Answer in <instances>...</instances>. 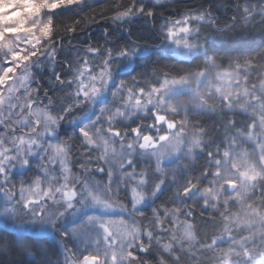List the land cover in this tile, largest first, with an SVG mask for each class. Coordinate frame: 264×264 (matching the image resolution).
Returning a JSON list of instances; mask_svg holds the SVG:
<instances>
[{
	"label": "snow or ice",
	"instance_id": "snow-or-ice-1",
	"mask_svg": "<svg viewBox=\"0 0 264 264\" xmlns=\"http://www.w3.org/2000/svg\"><path fill=\"white\" fill-rule=\"evenodd\" d=\"M88 4L0 0V218L18 233L0 234V264H52L57 241L62 264H264V45L225 66L210 42L237 28L264 36V0ZM70 8L78 18L54 15ZM135 18L150 26L146 37L133 38ZM101 21L127 37L105 29L103 43L61 58L66 38ZM163 52L190 64L159 67ZM37 69L50 70L57 91ZM189 202L201 219L210 210L205 223L219 221L211 237L198 240ZM32 224L54 239L27 235Z\"/></svg>",
	"mask_w": 264,
	"mask_h": 264
},
{
	"label": "trees",
	"instance_id": "trees-1",
	"mask_svg": "<svg viewBox=\"0 0 264 264\" xmlns=\"http://www.w3.org/2000/svg\"><path fill=\"white\" fill-rule=\"evenodd\" d=\"M103 3V1H102ZM88 7H93V6H89ZM86 10V9H84ZM224 10H217L216 11V15L220 16L221 18L225 17L226 14H231L230 11H227L226 14L223 13ZM81 13L76 11L75 8H70V9H62V10H58L56 13H54V15L56 16V18L58 20H60L61 22L63 21H70L73 18H78L79 15ZM108 14H111L110 12ZM111 22H104L101 21L99 24H93L91 25L88 29H86L84 32H80L78 34H76L73 37H68L65 40V46L61 49L60 55L61 58H70L72 57L74 51H75V46L78 44H82L88 41H99L101 43H103V40L105 39V37L103 36V33L105 31V29H109L108 26H110ZM216 36V38H215ZM211 40H214V51H213V55H215L218 58V63L223 64L225 66H227V64L229 63L230 60L232 61H240L241 63L247 59L250 58L252 56H256L257 53L260 51V48L262 45H264V36L261 35V33L259 32V30H251L250 28L248 30H243L241 28H237L235 31L233 32H228L225 33L224 35H215ZM71 40V44H68L67 41ZM154 58H158L159 60V67H188L190 62L189 61H184L181 59H178V57L170 55V54H166L165 52L163 53H157V56ZM220 58V59H219ZM6 62V61H5ZM4 62V66H6ZM10 66V65H9ZM133 68H135V65H131L127 71L128 72H132ZM138 70V69H137ZM38 72V77H39V83L40 85L44 88L47 89L48 87H52L53 91H57V89L55 88L56 86L54 84H51L48 76L51 75L50 70L45 69L44 71H40V70H34ZM121 75H124L123 73ZM251 78H254L255 80H259L260 77L258 75H253ZM84 113H81L79 111H77L75 113V115L77 116H82ZM87 114V112H86ZM216 119V114L214 113H207L206 116L203 118V120L201 122H206L209 126H211L213 124V121ZM65 123V122H64ZM217 127H219V125H216ZM64 127H62L61 130V135L63 136V138H66V134H64ZM80 156V153L73 157V159L75 161L78 160ZM16 171H23L22 169H16L14 170V172L16 173ZM99 179V178H98ZM124 203H127V201H123ZM100 211L102 213V210H97ZM115 213V215H117L118 213ZM110 213V214H113ZM103 214V213H102ZM150 215V214H148ZM2 218H0L1 220ZM197 221V224L199 226L200 223H203L204 220L200 219L197 220L196 218H194ZM205 223V222H204ZM36 225V224H33ZM11 226H5L3 228L0 229V231L5 230L4 234H10L12 236H16L18 233L14 230V229H10ZM197 231L198 227H197ZM42 232V230H41ZM39 232L42 235L43 238V233ZM47 238H49L50 240L54 239L53 234L50 231H47ZM31 236V233H30ZM40 236V235H39ZM39 236L37 238L34 239H39ZM198 238V235H197ZM47 239V240H49ZM200 240V239H198ZM79 243V242H76ZM71 246V245H70ZM29 260L33 259L32 257H28Z\"/></svg>",
	"mask_w": 264,
	"mask_h": 264
},
{
	"label": "bare ground",
	"instance_id": "bare-ground-1",
	"mask_svg": "<svg viewBox=\"0 0 264 264\" xmlns=\"http://www.w3.org/2000/svg\"><path fill=\"white\" fill-rule=\"evenodd\" d=\"M95 1L96 2H93V3L88 4V5L89 6H96L97 4L102 3L103 0H95ZM166 14H169V13L166 12ZM128 28H129V31L132 33L133 38H137V37L144 38L148 35V31H149L150 26L147 23H144L142 18H135V20L128 25ZM120 29L123 30L122 32L125 34L124 36H120L116 30L112 31L113 33H111L116 38V40H122L125 37H127V35H128V32L124 31L123 27H120ZM122 32H119V33H122ZM118 37H120V38H118ZM166 54H169V53H166ZM170 55H173V54H170ZM173 56H175V55H173ZM178 59H180V58L178 57ZM66 121H67V118H66L65 122ZM63 130H64V134H66V138H64V140H67L68 137L72 134V126L66 125V126H64ZM78 154H79V152H78ZM76 162L77 161H75L73 159V163H76ZM21 173H22V171H16L14 179H16L18 181L21 178ZM166 193H168L167 195H171V193L168 192L167 190H165L164 192H161L158 195V198L155 200V204H157V205L161 204L166 199V195L163 197H162V195H164ZM189 206L192 208L194 218H196L197 220H200L201 217L199 214L201 212V208L199 207V204L198 203L197 204H191V202H189ZM95 211H97V210H95ZM203 212H204V216H203L204 220L208 221L209 215H210V210L204 209ZM146 214L148 215V214H150V212H146ZM138 219H139V217H138ZM142 223L146 224L147 221H142ZM218 225H219L218 220L216 223H212V222L200 223L198 226L199 231H197L198 239L203 240L206 237H211L214 232L218 231ZM5 226L6 227L11 226L10 229L11 230L14 229L17 232L16 225L13 222H11V221L5 222L4 219L2 218L0 220V229L5 227ZM4 232H5V230L0 231V234H4ZM39 232H41V228L38 224H36V225L32 224V225L28 226L27 235H30V233H31V236L33 238H37L40 235L39 238L41 240H43L42 235ZM47 236L48 235L43 236V237L47 238ZM53 243H55V242H53ZM56 243H57L56 247H57V249L60 250L61 255L59 257H57V256L53 255L51 252H49L47 259L50 260L52 263L56 262V264H57V262L59 261V264H62V261H63L62 244L59 241H57ZM223 244H224V242L221 243L220 247H222ZM46 247H47V245H46ZM222 248H225V246Z\"/></svg>",
	"mask_w": 264,
	"mask_h": 264
},
{
	"label": "rangeland",
	"instance_id": "rangeland-1",
	"mask_svg": "<svg viewBox=\"0 0 264 264\" xmlns=\"http://www.w3.org/2000/svg\"><path fill=\"white\" fill-rule=\"evenodd\" d=\"M93 2H96L95 0H89V4H91V3H93ZM9 9H5V11H8ZM62 10V9H61ZM170 11V10H169ZM226 12L227 11H223V13L224 14H226ZM169 13V12H168ZM216 14V13H215ZM231 14H226V16H230ZM108 28H109V30H110V32L111 33H113L112 31H117V33L120 35V36H124L125 34L122 32L123 30H121L120 29V27H117L116 25H114V24H110V26H108ZM119 32H122V33H119ZM214 37V36H213ZM213 37H210V40L213 38ZM118 38H120V37H118ZM215 38H216V36H215ZM165 53H169V54H173V53H170V52H165ZM173 55H175V56H177L176 54H173ZM178 57V56H177ZM6 64V66H9V65H7V62H5ZM130 67V66H129ZM252 79V81L253 82H258L259 80H255L254 78H251ZM92 114L90 113V112H87V114L86 113H84L82 116H81V118H82V120L84 121V122H87V120L89 119V117L91 116ZM68 126L69 124H67V121L65 122V123H63V127L64 126ZM61 139L62 140H64V138H63V136L61 135ZM79 160H80V157L78 158V160H77V162L76 163H73L74 165H75V167H74V171L75 172H79ZM73 162V161H72ZM95 165H93V167H94ZM99 177H97V179H98ZM166 194H168V193H166ZM166 194H164V195H162V197L163 196H165ZM109 215H115V213H113V214H110V213H108ZM41 233H43V236H46V234H47V231H43L42 230V232ZM48 238H46V237H43V240H47ZM226 242V243H225ZM225 246V249L228 247V242L227 241H224V244H223V246L222 247H224ZM52 264H56V262H53Z\"/></svg>",
	"mask_w": 264,
	"mask_h": 264
}]
</instances>
